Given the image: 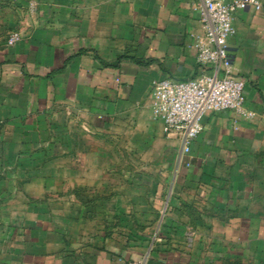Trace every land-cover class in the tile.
Instances as JSON below:
<instances>
[{
    "label": "crops",
    "instance_id": "1",
    "mask_svg": "<svg viewBox=\"0 0 264 264\" xmlns=\"http://www.w3.org/2000/svg\"><path fill=\"white\" fill-rule=\"evenodd\" d=\"M197 3L0 0V198L9 200L0 214H10L17 230L18 264H264V8L237 10L228 39L231 71L244 80L254 116H203L176 167V214H166L150 241L102 232L68 238L65 215L33 202L44 182L26 175L38 155L47 158L36 149L53 140L57 116L70 108H96L139 133L164 136L151 113L152 82L211 71L195 58ZM11 32L20 38L9 46Z\"/></svg>",
    "mask_w": 264,
    "mask_h": 264
},
{
    "label": "rangeland",
    "instance_id": "2",
    "mask_svg": "<svg viewBox=\"0 0 264 264\" xmlns=\"http://www.w3.org/2000/svg\"><path fill=\"white\" fill-rule=\"evenodd\" d=\"M63 111L54 122L53 140L36 149L48 152L47 158L38 155V166L26 171L44 182L35 188L41 194L35 205L64 214L68 238L102 232L150 241L166 214H176L171 186L181 156L178 142L164 125V136L158 137L139 133L132 124L127 128L122 119L96 108ZM44 162L50 170L42 169ZM13 226L10 214H0V264H18Z\"/></svg>",
    "mask_w": 264,
    "mask_h": 264
},
{
    "label": "built area",
    "instance_id": "3",
    "mask_svg": "<svg viewBox=\"0 0 264 264\" xmlns=\"http://www.w3.org/2000/svg\"><path fill=\"white\" fill-rule=\"evenodd\" d=\"M197 1L201 32L194 35L195 58L198 64L209 67L211 71L182 81L169 78L155 80L151 91L152 116L162 120L168 133L179 137L181 154L188 152L208 111L231 110L244 119L254 116V112L244 104V80L231 71L228 39L235 33L234 13L245 9L259 12L264 3L261 0ZM19 38L18 32H11L7 44L13 45ZM126 264H144V261L131 259Z\"/></svg>",
    "mask_w": 264,
    "mask_h": 264
}]
</instances>
